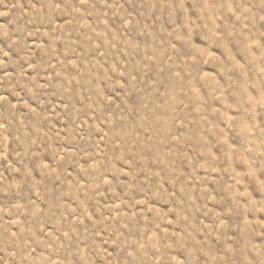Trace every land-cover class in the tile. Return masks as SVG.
Masks as SVG:
<instances>
[{"label":"rangeland","instance_id":"rangeland-1","mask_svg":"<svg viewBox=\"0 0 264 264\" xmlns=\"http://www.w3.org/2000/svg\"><path fill=\"white\" fill-rule=\"evenodd\" d=\"M0 264H264V0H0Z\"/></svg>","mask_w":264,"mask_h":264}]
</instances>
